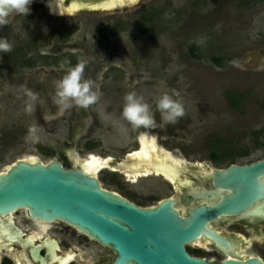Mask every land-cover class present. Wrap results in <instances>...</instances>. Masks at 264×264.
Instances as JSON below:
<instances>
[{
	"label": "rangeland",
	"instance_id": "rangeland-1",
	"mask_svg": "<svg viewBox=\"0 0 264 264\" xmlns=\"http://www.w3.org/2000/svg\"><path fill=\"white\" fill-rule=\"evenodd\" d=\"M149 13L155 14L145 25L117 35L79 14L82 24L67 41L59 35L66 26L46 15L8 17L0 27L12 44L0 52V172L32 157L46 164L68 154L71 168L90 155L126 160L141 147V132L182 161V179H191L195 167L211 171L264 159V0H147L131 17ZM77 53L87 62L82 79L94 83L98 100L58 114L51 103L55 84L72 68L48 66ZM27 61L40 68H24ZM131 91L150 105L155 127L133 129L123 118ZM164 94L179 99L185 114L161 127L156 100ZM112 171L97 174L103 187L137 206L177 196L175 185L156 174L133 182Z\"/></svg>",
	"mask_w": 264,
	"mask_h": 264
},
{
	"label": "water",
	"instance_id": "water-1",
	"mask_svg": "<svg viewBox=\"0 0 264 264\" xmlns=\"http://www.w3.org/2000/svg\"><path fill=\"white\" fill-rule=\"evenodd\" d=\"M128 156L109 161L107 167L125 175L122 167ZM206 177L208 187L184 191L177 182L176 197L139 207L105 189L97 176L83 171V165L65 169L56 159L48 164L18 160L0 172V217L26 210L35 220L64 222L112 249L116 255L112 264H264L254 258L217 261L210 260L209 253L203 252L206 259L187 252L190 245L207 248V242L200 241L205 238L227 251L228 244L213 227L222 219L243 217L264 199V159L211 170Z\"/></svg>",
	"mask_w": 264,
	"mask_h": 264
},
{
	"label": "flooded vegetation",
	"instance_id": "flooded-vegetation-1",
	"mask_svg": "<svg viewBox=\"0 0 264 264\" xmlns=\"http://www.w3.org/2000/svg\"><path fill=\"white\" fill-rule=\"evenodd\" d=\"M52 1L54 0H33L29 14L37 19L36 21L41 19L42 14L54 22L59 21L56 22V26H66L65 29L59 30L60 37L65 41L70 39L82 24V20L77 16L79 14L90 17L91 21L101 26H109L107 31L113 35L126 31L125 26L145 25L155 14H141L136 19L131 17L133 8L147 0H59L62 1V13L52 11ZM76 7L77 9L74 10ZM81 56L78 54L54 58L48 68H59L64 63L68 68H74L82 60ZM24 68L40 67L24 66ZM51 103L55 104L54 101ZM22 160L29 161V159ZM57 161L65 169H73L68 163V154ZM205 169L203 167L192 169L193 176L190 180L193 179L194 184L188 188L189 190L201 185L208 187L210 179L206 175L209 170ZM165 180L171 184L169 180ZM213 229L228 244L227 251L205 238L200 241L207 242V248L203 245L187 247V252L191 256L206 258L204 252L213 255V259L210 260L236 258L246 261L254 258L264 263V199L249 208L243 217L233 216L222 219ZM115 257L112 249L93 241L86 234L64 222L35 220L26 210L0 217V264H112Z\"/></svg>",
	"mask_w": 264,
	"mask_h": 264
},
{
	"label": "clouds",
	"instance_id": "clouds-1",
	"mask_svg": "<svg viewBox=\"0 0 264 264\" xmlns=\"http://www.w3.org/2000/svg\"><path fill=\"white\" fill-rule=\"evenodd\" d=\"M33 0H0V27L8 24V17L12 13L27 15L30 12V5ZM12 50V44L7 37L0 36V52L7 53ZM86 61L81 60L72 68L62 80L56 82V94L54 103L59 106V113L75 106L88 108L98 100L97 92L91 80L82 79ZM156 108L161 115V127L166 124H175L177 120L184 116L185 108L179 99L164 94L156 100ZM122 116L132 126L133 129H150L156 126L154 114L150 110V105L144 101L143 96L131 91L124 96V107ZM34 133L35 129H30ZM143 150L148 145H155L156 137L148 136L141 132L136 138Z\"/></svg>",
	"mask_w": 264,
	"mask_h": 264
},
{
	"label": "bare ground",
	"instance_id": "bare-ground-1",
	"mask_svg": "<svg viewBox=\"0 0 264 264\" xmlns=\"http://www.w3.org/2000/svg\"><path fill=\"white\" fill-rule=\"evenodd\" d=\"M52 11L56 13H62L61 5L62 1H52ZM114 7V6H111ZM74 8V10H76ZM29 160H39L36 157H32ZM111 159H102L96 155H90L83 164V171L90 175H95L105 169ZM125 167H122V171L129 180L135 182L141 176H149L150 174L163 175L171 183L177 185L180 182L181 187L191 186L189 182L182 179V174L186 173L182 161L172 154L161 150L158 147L157 142L155 145H148L143 150L141 147L128 156V161L125 163ZM179 184V183H178ZM178 186V185H177Z\"/></svg>",
	"mask_w": 264,
	"mask_h": 264
},
{
	"label": "trees",
	"instance_id": "trees-1",
	"mask_svg": "<svg viewBox=\"0 0 264 264\" xmlns=\"http://www.w3.org/2000/svg\"><path fill=\"white\" fill-rule=\"evenodd\" d=\"M49 64H52V62H50ZM24 66H25V67H32V66H36V63H35V62H32V61H27V62L24 63ZM229 101H230L231 105H232L234 108H237V107L239 106L238 101H237L234 97H230V98H229ZM213 155H215V154H213ZM244 156H248V154H244ZM212 159H213L214 161H216V160H220V159L218 158V156H212Z\"/></svg>",
	"mask_w": 264,
	"mask_h": 264
}]
</instances>
